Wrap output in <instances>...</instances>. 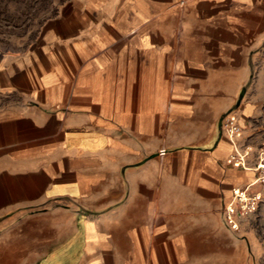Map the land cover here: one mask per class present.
<instances>
[{
  "label": "crops",
  "instance_id": "0c3cea01",
  "mask_svg": "<svg viewBox=\"0 0 264 264\" xmlns=\"http://www.w3.org/2000/svg\"><path fill=\"white\" fill-rule=\"evenodd\" d=\"M262 63L264 0H70L0 50V264H195L256 180L218 124Z\"/></svg>",
  "mask_w": 264,
  "mask_h": 264
},
{
  "label": "rangeland",
  "instance_id": "374dc122",
  "mask_svg": "<svg viewBox=\"0 0 264 264\" xmlns=\"http://www.w3.org/2000/svg\"><path fill=\"white\" fill-rule=\"evenodd\" d=\"M69 1L0 0V50L26 53L38 43L47 21ZM259 67L258 71L254 68L234 107L243 126L241 145L249 149L252 157L264 144V63ZM220 209L219 203L213 207L211 224L199 219L195 226L192 224L190 231L195 233L182 240L190 246H186L189 252L182 256L185 261L195 264H264V202L239 235L225 231ZM118 242L124 244V240Z\"/></svg>",
  "mask_w": 264,
  "mask_h": 264
},
{
  "label": "built area",
  "instance_id": "2783aa9c",
  "mask_svg": "<svg viewBox=\"0 0 264 264\" xmlns=\"http://www.w3.org/2000/svg\"><path fill=\"white\" fill-rule=\"evenodd\" d=\"M222 133L229 139L241 138L243 128L239 119L232 113L227 114L222 120ZM248 148L238 145L228 162L244 168H252L256 173L254 183L247 186H238L234 189L232 202L224 212V224L228 231L239 235L255 216L260 205L264 202V144H262L253 160L248 157Z\"/></svg>",
  "mask_w": 264,
  "mask_h": 264
},
{
  "label": "water",
  "instance_id": "95a60500",
  "mask_svg": "<svg viewBox=\"0 0 264 264\" xmlns=\"http://www.w3.org/2000/svg\"><path fill=\"white\" fill-rule=\"evenodd\" d=\"M241 95H243V94H241ZM234 110H235V109L229 111L227 114L232 113ZM227 114H225V115L221 118V120H220V122H219V124H218V126H219V131H220V135L222 134V129H221V126H222V120H223V118H224Z\"/></svg>",
  "mask_w": 264,
  "mask_h": 264
}]
</instances>
